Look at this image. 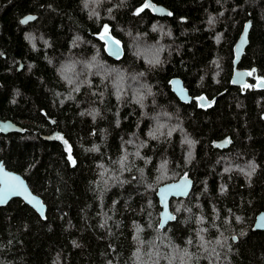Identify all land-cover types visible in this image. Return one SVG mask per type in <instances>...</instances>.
Returning a JSON list of instances; mask_svg holds the SVG:
<instances>
[{
    "label": "trees",
    "instance_id": "16d2710c",
    "mask_svg": "<svg viewBox=\"0 0 264 264\" xmlns=\"http://www.w3.org/2000/svg\"><path fill=\"white\" fill-rule=\"evenodd\" d=\"M152 1L171 15L135 14L144 0H0V119L24 129L0 133V160L46 205L44 219L20 199L0 206V264H181L185 249L193 256L185 264H264V231L252 229L264 210V88L255 85L264 76V0ZM26 15L35 19L23 24ZM248 19L238 67L255 72L245 88L230 76ZM105 24L123 46L119 59L97 35ZM154 55L160 63H149ZM174 76L190 102L171 91ZM55 130L63 139L42 138ZM226 135L229 147H212ZM123 156L121 171L114 162ZM184 173L192 189L170 200L176 219L159 228L156 190ZM202 228L219 259L200 246ZM225 237L228 247L215 245Z\"/></svg>",
    "mask_w": 264,
    "mask_h": 264
},
{
    "label": "water",
    "instance_id": "95a60500",
    "mask_svg": "<svg viewBox=\"0 0 264 264\" xmlns=\"http://www.w3.org/2000/svg\"><path fill=\"white\" fill-rule=\"evenodd\" d=\"M144 3H149L151 5V7L146 8V9H148L152 14H154L156 16H170L169 13H171V11L166 6H164L162 4L154 3L152 0H144ZM28 16H32L35 19L34 15H26V16H23L20 19V21L24 20L25 23L29 22V20H27ZM30 21H32V20H30ZM25 23H23V24H25ZM250 29H251V21H250V19H248L243 23L241 31H240L238 37L236 38V40L232 46L233 58H232V73L230 76V82L232 85L244 86L246 84L248 76H249L246 74V73H248V70H246L244 68H240V67H238V65H239V62L241 60V57H242L246 47L249 44ZM242 37H243V39H242ZM112 39H114V38L112 37ZM103 42H104V50L107 47V50H105V53L109 57H111L113 59H119L123 56L124 49H123V46L121 44H119V55L116 56V55L111 54V49L113 47H115V45L112 44L111 40H109L107 42V44H105V41H103ZM21 66L22 65L20 64V67ZM169 85H170L171 91L174 93V95L177 97V99L179 101L188 103L193 99V97L189 94L188 89L184 86L183 80L180 77H178V76L171 77L169 79ZM255 85L257 86V82L255 83ZM257 87L258 88H264V84L259 85ZM181 89H183V93L181 92ZM199 96H204L206 98L205 101L197 100L196 98ZM199 96L195 97V101L198 103V105L203 103L205 106H207V105L212 103V99H209L205 95H199ZM11 132L22 133V132H24V129L20 125L16 124L15 122H13L10 119H0V133L7 134V133H11ZM58 135L60 137H64L63 134L58 130H55L49 134H43L41 136L45 140H54V139H57ZM230 143H231V138L229 136H225V137L217 139L215 142H213L212 147L217 148V149H226L227 147H229ZM0 166L3 167L4 172H8L13 176L19 177V179L23 182L24 189H26V191L21 190L19 192V194L8 195L5 199V202L3 204H0V206H5L11 199L17 198V199L22 200L24 203H26L41 218L44 219L45 213H46V205L43 202L42 198L40 196H38L37 194L32 192L27 181L23 178V176L21 174H19L18 172L7 169L5 167V165L3 164L2 160H0ZM173 185H185L184 192H186L187 194L185 195L178 188L172 187ZM192 186H193V179L188 174L184 173L178 179H176L174 181L166 182L164 184H161L157 188L156 197L158 199V204L160 206L159 221H158V227L159 228H164L169 222L173 221V220L168 219L169 215H175L170 208V200L172 198H185V197H187L190 190L192 189ZM0 188H3L2 183H0ZM161 190H163V191H161ZM33 197H35L34 200L32 199ZM37 201H39V204L36 203ZM252 229L264 231V210H262L256 214L254 221H253ZM233 241H237V239H235Z\"/></svg>",
    "mask_w": 264,
    "mask_h": 264
},
{
    "label": "snow or ice",
    "instance_id": "6c2138e0",
    "mask_svg": "<svg viewBox=\"0 0 264 264\" xmlns=\"http://www.w3.org/2000/svg\"><path fill=\"white\" fill-rule=\"evenodd\" d=\"M99 2H100V0H85V6L87 7L89 3L98 4ZM149 7H151V5L149 3H144L142 5V7H137L135 9V14L139 15L141 12L144 11V9L149 8ZM93 14H96L95 13V9H93ZM169 15H171V13H169ZM33 19H34V17H32V16H28L27 17V20H29V21L30 20H33ZM21 23H25V21L22 20ZM209 23L210 24L213 23L212 18H210ZM109 32H110L109 25L105 24V25H103L102 30L97 35H98L99 39L105 41V44H107V42L109 40H111L112 44L115 45V47H113L111 49V54L118 56L119 55V44H120V41L118 39H112V37L109 35ZM29 38H31V37H29ZM242 39H243V37H242ZM105 50H107V47L105 48ZM93 59H95V57ZM149 63H153V64L160 63L159 58H158V55H154V58L152 60H149ZM89 67H92V65H89ZM253 72H255V69H252L250 72H248L246 74L247 75H252ZM69 83H72V81L69 80ZM262 84H264V76H260V77L257 78V86L262 85ZM244 87L245 88H250V87H253V85L245 84ZM73 90L74 91H79V87L77 86ZM181 92L183 93V89H181ZM196 99L199 100V101H205L206 98L204 96H199ZM142 100H143V95H140L139 96V99H138V102H140ZM199 106L200 107H204L205 105L203 103H201ZM208 106H210V104ZM88 114L89 115H92L93 118L95 119V116L98 115L99 113H98V111L96 109H93ZM160 127H163V126L161 125ZM175 130H176L175 128L170 129L168 131L167 135L168 136H171L172 131H175ZM157 131H159V128L157 129ZM149 135L152 136L153 138H156L155 135H154V133H149ZM57 139H63V138L58 135L57 136ZM144 143H146V142H144ZM144 143H141L140 147H143L144 146ZM184 143L188 144L189 147L191 148V146H193L195 144V141L185 138ZM65 144H67V141H65ZM92 150L98 151L99 149L94 146ZM68 151H69L68 159L74 165L75 164V160L72 158L70 149H68ZM135 155L136 156H140L139 150H137V152L135 153ZM188 158L189 159L191 158V152L188 153ZM126 159H127V156H123V157H121V159L119 161L114 162V163H119L121 165V171L125 170L124 161ZM166 164H167V161L164 162V165H166ZM164 165H162V167ZM101 167H103V166H101ZM249 167H250L251 170L248 171L246 174L248 176H251L252 173L255 171V165H250ZM140 171L143 172L142 169ZM242 171H243V169H242ZM115 179H118V177L115 178ZM0 183L3 184V188H0V204H3L5 202V199H6V197L8 195L19 194V192L21 190L26 191V189H24L23 182L19 179V177L13 176V175H11L8 172H4L2 166H0ZM120 183L122 184V183H124V181H120ZM105 184H107V181H105ZM172 187L178 188L185 195L187 194L186 192H184L185 185H173ZM161 191H163V190H161ZM32 199L34 200L35 197H33ZM36 203L39 204V201H37ZM149 204H151V201H149ZM185 210L191 212V209H185ZM175 211L178 213V212L181 211V208H176ZM109 219H110V217H109ZM168 219L169 220H174V219H176V217H175V215H169L168 216ZM236 219L239 220L240 217H236ZM200 220L202 221L203 218L201 217ZM106 224H107V220H105L104 221V224H102L101 226L103 227ZM140 231H141L140 227L137 226V236H136V239H139V235L138 234H139ZM206 231H207V228H202V229H200L197 232V236L199 237V239L201 241V245L200 246L205 250V252L207 253V255H209V256H215L216 259H219L220 258V253L216 251V247H212L209 250L208 244H210L211 242H205L204 241V237H203V235L201 233L206 232ZM232 239L235 240V239H237V237L233 236ZM141 243H144V242L141 241ZM188 243L189 244H192L193 241L190 239V240H188ZM215 245H217L219 247H228V245H227V238L225 237L223 240H221V239L218 238L215 241ZM138 254H139V249H137V259L139 260V255ZM184 257H187L189 260H191L193 258L192 254L188 253L186 249L183 251V256L181 257V264H185ZM169 264H171V261L169 262ZM209 264H211V261L209 262Z\"/></svg>",
    "mask_w": 264,
    "mask_h": 264
},
{
    "label": "flooded vegetation",
    "instance_id": "af4514ba",
    "mask_svg": "<svg viewBox=\"0 0 264 264\" xmlns=\"http://www.w3.org/2000/svg\"><path fill=\"white\" fill-rule=\"evenodd\" d=\"M232 57H233V56H232ZM231 67H232V59H231ZM239 67H240V66H239ZM240 68H242V67H240ZM222 137H223V136H222ZM222 137H221V138H222ZM218 139H220V138H218ZM216 140H217V139L213 140V141L211 142V145H212V143L215 142ZM220 150H221V149H220ZM16 199H17V198H16Z\"/></svg>",
    "mask_w": 264,
    "mask_h": 264
},
{
    "label": "rangeland",
    "instance_id": "374dc122",
    "mask_svg": "<svg viewBox=\"0 0 264 264\" xmlns=\"http://www.w3.org/2000/svg\"><path fill=\"white\" fill-rule=\"evenodd\" d=\"M229 163H231L232 164V161L231 162H229ZM233 164H235V163H233ZM232 167H234V170H236L237 171V168H241V167H236L235 165L234 166H232Z\"/></svg>",
    "mask_w": 264,
    "mask_h": 264
},
{
    "label": "bare ground",
    "instance_id": "6f19581e",
    "mask_svg": "<svg viewBox=\"0 0 264 264\" xmlns=\"http://www.w3.org/2000/svg\"><path fill=\"white\" fill-rule=\"evenodd\" d=\"M226 136H229L230 137V135H226ZM225 137V136H224Z\"/></svg>",
    "mask_w": 264,
    "mask_h": 264
}]
</instances>
